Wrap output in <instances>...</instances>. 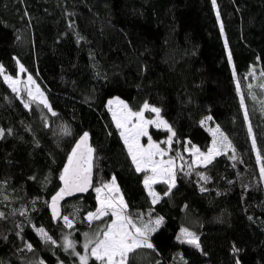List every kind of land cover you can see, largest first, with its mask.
<instances>
[{
	"label": "trees",
	"instance_id": "trees-1",
	"mask_svg": "<svg viewBox=\"0 0 264 264\" xmlns=\"http://www.w3.org/2000/svg\"><path fill=\"white\" fill-rule=\"evenodd\" d=\"M0 65L11 77L23 66L51 108L0 75V264H81L84 234L94 238L111 222L86 217L98 207L95 188L113 177L138 223L140 214L163 220L153 248L127 264H264V0H0ZM114 97L133 111L159 108L175 132L176 184L165 195L169 185L155 183V204L108 108ZM207 117L232 149L194 165L186 148L211 147ZM85 132L94 188L65 202L56 221L52 197ZM169 135L149 130L164 147ZM181 228L199 248L176 239ZM65 236L74 252L65 251ZM88 264L99 262L89 254Z\"/></svg>",
	"mask_w": 264,
	"mask_h": 264
},
{
	"label": "snow or ice",
	"instance_id": "snow-or-ice-1",
	"mask_svg": "<svg viewBox=\"0 0 264 264\" xmlns=\"http://www.w3.org/2000/svg\"><path fill=\"white\" fill-rule=\"evenodd\" d=\"M215 4V0H212ZM229 61H231V54L229 53ZM20 71L24 72L23 66L20 67ZM0 75H3L4 81L9 84L13 92H18L17 85L20 83L18 79H13L11 76L4 74L3 66L0 65ZM264 75V73H262ZM28 83L34 84L31 76H28ZM251 87V86H249ZM239 90V84H237ZM28 95L36 100L40 97V103L51 111L50 106L47 104L46 99H43V93L40 92L39 87H36L35 94L32 90H28ZM117 104L121 106L119 114L113 111V119L116 122V127L120 129V136L123 138L124 144L127 146L128 154L131 157L132 163L135 165L137 172H150V175L144 177V186L148 190V195L152 197V203L155 204L160 199L159 195L153 190V185L157 182L163 181L169 185V189L164 194L167 195L171 188L175 186V172L174 168L175 160L169 158L168 160L162 159L167 155V151L160 147L159 144L152 141L151 136L148 133V125H155L157 128H163L167 132L171 133L166 143L171 146L172 138L175 136V132L171 126L160 117V109L156 107H150L147 103L143 105L142 110L133 112L127 104L123 101L115 100L109 101V104ZM243 104V98L241 99ZM29 107L28 103L24 105ZM111 110V109H110ZM149 110L156 114V119L146 120L144 119V111ZM55 115V113H52ZM135 117V122H133ZM245 118L247 119V112H245ZM211 117H207L201 121V124H205ZM67 132V129H65ZM213 133L212 147L208 149L207 153L201 152L199 148L194 145L190 149L192 156L194 157L193 164L207 165L212 162L214 156L221 154L222 151H227L231 148V144L228 142L227 137L220 132L219 128L210 129ZM249 132L251 133V126L249 125ZM3 135V130H0V136ZM141 137H148V144L145 147L140 143ZM89 134L83 133L79 142L76 143L75 148L72 149L71 155L68 157V164L64 167L63 173L60 175V180L63 181V187L52 197V213L54 219H59V201L64 199L65 196L72 195L74 192H86L89 187L92 186V159L93 149L88 144ZM190 143V142H189ZM253 148L256 147L255 138L252 141ZM186 150H188L186 148ZM161 157V159H157ZM177 158L183 159L179 153ZM233 159L235 156L232 157ZM261 159L259 152H257V161ZM182 167V166H181ZM261 176L264 177V166L260 168ZM206 179L205 177H201ZM107 190V194H105ZM203 190V189H202ZM98 207L95 212L87 214L86 219L89 223L101 220L105 216H111V222L104 228L100 229L94 238H88V234L85 233L86 241L83 245L86 252L90 254L99 264H127L129 255L141 248H153V244L150 242V236L156 232L159 226L162 224V218L155 220L149 218L147 222L142 219L137 222L132 215L128 212V205L123 199L118 185L116 184L115 177L112 178L110 183L103 184L101 187H96ZM2 215V214H0ZM151 217V213L148 214ZM65 225L69 228L73 227L72 221L68 216L62 217ZM39 234L44 238L45 242L52 240L50 236L44 231V229H38ZM181 243H188L197 248L199 245V238L192 232H189L186 228L180 229V234L176 237ZM91 246V247H90ZM29 249L31 245H28ZM63 247L65 251L72 249L74 252L75 242L65 236ZM79 255V254H77ZM81 264H88V255H80Z\"/></svg>",
	"mask_w": 264,
	"mask_h": 264
},
{
	"label": "rangeland",
	"instance_id": "rangeland-1",
	"mask_svg": "<svg viewBox=\"0 0 264 264\" xmlns=\"http://www.w3.org/2000/svg\"><path fill=\"white\" fill-rule=\"evenodd\" d=\"M9 76V75H8ZM28 76L29 75H27V74H25V73H23V72H19V74H18V76L17 77H12L13 79H18L19 81H20V83L17 85V87H18V89H19V91L17 92L19 95H21V96H23V97H26L27 99H32L29 95H28V90L29 89H31L32 90V92H33V94H35V90H36V87L38 86L39 87V85L37 84V82L35 81V79L32 77V80L35 82L34 84H30V83H28ZM39 89H40V92H42L43 93V99H46V101H47V104L49 105V102H48V100H47V97H46V95H45V93L42 91V89L39 87ZM40 97H37V101H39L40 102ZM120 100V101H123L124 102V104H127L123 99H121V98H119V97H114V98H111L109 101H115V100ZM50 106V105H49ZM128 106V105H127ZM151 107V106H150ZM108 108H109V110H110V112H111V115H112V117H113V111H116L118 114H119V112L121 111V106L120 105H117V104H115V103H113V104H109V102H108ZM128 108H129V106H128ZM130 109V108H129ZM131 110V109H130ZM131 111H133V110H131ZM133 112H137V111H133ZM147 112H151V111H149V110H145L144 111V119H146V120H153V119H156V114L155 113H153V112H151L152 113V115H150V116H148L147 115ZM161 117V116H160ZM162 118V117H161ZM163 119V118H162ZM115 121V120H114ZM133 122H135V117H133ZM116 123V122H115ZM205 125V127L210 131V129H216V128H211L210 126H209V124H208V120L206 121V123L204 124ZM151 126H153V127H156L155 125H148V133H149V130H150V128H151ZM157 128V127H156ZM159 129H163V128H159ZM211 132V134H212V142H213V139H214V137H213V133H212V131H210ZM221 132V131H220ZM222 133V132H221ZM223 135L225 136V134L223 133ZM226 137V136H225ZM143 138H145V137H141L140 138V143L142 144V145H144L145 147L147 146V144H148V138L146 139V140H143ZM227 140H228V138H227ZM153 141V140H152ZM154 143H157V144H159L160 145V147L161 148H163V149H165L166 151H167V155H165L162 159H164V160H168L169 158H172V157H170L169 156V153H170V147H169V145L168 144H166L165 145V147L164 146H162L160 143H158V142H155V141H153ZM228 142H229V140H228ZM230 143V142H229ZM211 147H212V144H211ZM210 147V148H211ZM191 149V148H190ZM190 149H188V152L191 154V151H190ZM232 149V146H231V148H229V149H227V151H222L221 153H226V152H228V151H230ZM201 151V150H200ZM202 152V151H201ZM204 153H207V152H204ZM220 155V154H219ZM218 155H216V156H214V158L215 157H217ZM191 157H192V162H193V160H194V157L192 156V154H191ZM213 158V159H214ZM157 159H161V157H157ZM174 160H175V165H176V167L174 168V172H175V174H176V168L180 165V163L175 159V158H173ZM212 159V160H213ZM194 165H203V164H194ZM147 175H150V172H147ZM176 176V175H175ZM160 182H163V181H160ZM110 183V182H109ZM175 184H176V182H175ZM103 185V184H102ZM102 185H100V186H98V187H101ZM154 190V189H153ZM97 194V193H96ZM105 194H107V190H105ZM120 194H121V192H120ZM123 196V195H122ZM160 197V196H159ZM152 198V197H151ZM124 199V198H123ZM125 201V200H124ZM99 206V205H98ZM89 254H90V250L88 251V252H86L84 255H88V257H89ZM91 255V254H90ZM89 260V259H88Z\"/></svg>",
	"mask_w": 264,
	"mask_h": 264
},
{
	"label": "water",
	"instance_id": "water-1",
	"mask_svg": "<svg viewBox=\"0 0 264 264\" xmlns=\"http://www.w3.org/2000/svg\"><path fill=\"white\" fill-rule=\"evenodd\" d=\"M81 138V137H80ZM79 138V140H80ZM78 140V142H79ZM88 144L89 146L92 148V144H91V139H90V136H89V141H88ZM63 181H62V184H61V187L60 189L63 187ZM94 188V170L92 168V186L89 187V189L86 191V192H74L72 195H69V196H65L64 199H62L61 201H59V212H60V217L62 215V206L65 202H67L68 200H71V199H74V198H77V197H81V196H85L86 194H88L89 192H91ZM59 189V190H60ZM59 192V191H58ZM56 195V194H55ZM52 203V202H51ZM50 209L52 211V208H51V204H50ZM53 214V213H52ZM60 219V218H59ZM59 219H55L56 221L59 220Z\"/></svg>",
	"mask_w": 264,
	"mask_h": 264
}]
</instances>
